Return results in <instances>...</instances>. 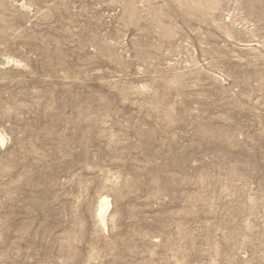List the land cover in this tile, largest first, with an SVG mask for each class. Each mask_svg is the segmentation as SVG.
Masks as SVG:
<instances>
[{
  "label": "rangeland",
  "instance_id": "obj_1",
  "mask_svg": "<svg viewBox=\"0 0 264 264\" xmlns=\"http://www.w3.org/2000/svg\"><path fill=\"white\" fill-rule=\"evenodd\" d=\"M0 264H264V0H0Z\"/></svg>",
  "mask_w": 264,
  "mask_h": 264
},
{
  "label": "bare ground",
  "instance_id": "obj_2",
  "mask_svg": "<svg viewBox=\"0 0 264 264\" xmlns=\"http://www.w3.org/2000/svg\"><path fill=\"white\" fill-rule=\"evenodd\" d=\"M102 200H100L99 206H98V212H97V217L100 221V223L103 225V227H105V213L108 210L109 206H110V202L108 200L107 197L102 196L101 197Z\"/></svg>",
  "mask_w": 264,
  "mask_h": 264
}]
</instances>
